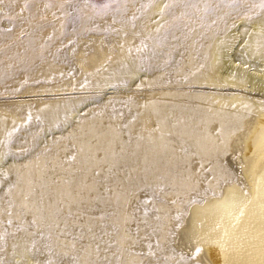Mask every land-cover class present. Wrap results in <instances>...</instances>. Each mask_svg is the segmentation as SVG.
Wrapping results in <instances>:
<instances>
[{
  "label": "rangeland",
  "instance_id": "rangeland-1",
  "mask_svg": "<svg viewBox=\"0 0 264 264\" xmlns=\"http://www.w3.org/2000/svg\"><path fill=\"white\" fill-rule=\"evenodd\" d=\"M262 19L264 0H0V264H203L178 231L212 191L138 182L142 82L156 74L189 102L264 103L250 82L221 81L223 70L205 79L213 42L224 68L243 54L241 76L264 69V53L236 42ZM178 139L174 152L187 155Z\"/></svg>",
  "mask_w": 264,
  "mask_h": 264
},
{
  "label": "bare ground",
  "instance_id": "bare-ground-1",
  "mask_svg": "<svg viewBox=\"0 0 264 264\" xmlns=\"http://www.w3.org/2000/svg\"><path fill=\"white\" fill-rule=\"evenodd\" d=\"M160 6L151 8L155 10L150 12L151 19ZM237 31V44L264 53V19ZM221 44L213 42L209 48L210 58L204 61L209 70L206 81L217 83L215 74L223 70L221 81L230 85L250 82L264 94V84H257L259 78L264 79V69H254L255 74L244 70L243 76L235 71L234 62L245 65L248 61L245 55L231 59L229 68L214 61ZM130 69L134 71L133 66ZM202 76L201 69L197 77L202 80ZM157 78L156 74L147 76L139 96L138 182L155 186L165 179L176 191L171 195L204 183L212 192L189 204L178 231L179 245L190 253L198 247L203 264H264V103L254 96L225 98L217 93H195V100L189 102L175 87L153 83ZM214 127L218 132H212ZM181 135L190 147L187 155L174 152ZM214 136L219 137L217 141Z\"/></svg>",
  "mask_w": 264,
  "mask_h": 264
}]
</instances>
